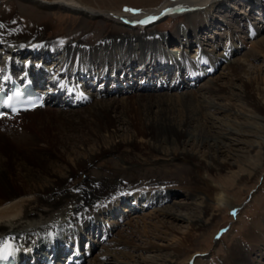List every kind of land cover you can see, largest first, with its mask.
I'll return each instance as SVG.
<instances>
[{
	"label": "bare ground",
	"instance_id": "1",
	"mask_svg": "<svg viewBox=\"0 0 264 264\" xmlns=\"http://www.w3.org/2000/svg\"><path fill=\"white\" fill-rule=\"evenodd\" d=\"M21 1L44 9L77 12L87 18L78 17L63 37L43 34L17 38L10 36L11 28L0 27L2 76L27 73L47 77L49 95L55 103L44 109L0 117V121L10 118L0 126V247L13 244L24 260H39L44 252L47 255L51 245L57 244L62 250L78 236L82 252L88 254L85 262L93 249L99 250L89 260L91 264H147L149 260L155 264H180L181 257L188 264L194 256L204 254L205 250L196 248L197 243L201 244L196 237L215 225L218 209H237L235 200L225 191L226 183L209 180V176L215 177L225 169L223 154L232 153L225 134L233 131L264 138V64L251 65L253 60L264 58V0H248V4L246 0H165L154 9L138 11L98 10L81 0ZM229 1L236 3L233 10L259 9L261 12L256 15L261 18L251 19L250 14L239 12L227 25L230 28L240 22L239 31L223 37L219 32L226 30L222 25L228 23L226 18L218 21L217 17L221 11L229 12ZM171 16L184 20L160 37L154 26ZM99 17L103 22L94 20ZM19 18L6 23L30 27L37 21H30L25 13ZM251 20H260L257 28L263 30H257ZM245 25H252L255 35ZM220 36L225 43L220 42ZM245 38L253 39V44L250 51L242 53V60L236 56L246 49ZM176 41L182 49L167 51L166 46ZM194 45L198 53L192 56L188 49ZM219 49L223 51L217 53ZM28 55L37 62L30 61ZM50 60L60 65L58 75L48 67ZM95 61L101 65L95 67ZM221 63L224 69L214 77ZM7 65L9 73H5ZM97 68L99 71L94 74ZM68 72L77 78L86 75L97 79V87L101 84L102 88L97 90L94 83H87L83 95L77 93L73 97L74 102L80 99L78 107L67 108L69 101L60 94L67 93L63 79L71 77ZM195 73H200V82L210 76L196 88L205 94L196 93L190 89V81L186 82L185 77ZM217 77L224 78L225 83L219 84ZM235 80H241V88L236 87ZM154 82L157 85H151ZM149 89L160 93H151ZM165 90L177 93L172 97ZM126 91L135 93L134 99L123 97L118 101L116 95ZM214 97H231L238 102L240 109L233 104L234 107L221 110L242 117L244 121L239 125L245 124L248 129L232 130V126L222 127L212 120L202 122L199 116L210 118L205 109L215 105ZM45 109L51 115L43 116ZM25 114L37 116L23 118L20 124L11 121ZM120 124L129 127L126 134H120ZM78 141L80 146L76 145ZM137 143L141 144L143 155L133 158L136 154H122L125 147L135 151ZM254 149L253 146V154L258 155ZM156 154L165 158L159 166L153 159ZM231 164L226 167L227 172L235 174L241 186L256 178L257 173L253 176L236 171ZM10 166L17 173H11ZM148 167H152L151 176L149 169L145 170ZM160 172L177 174L158 178ZM178 185L188 191L187 202L175 200L180 195L175 188ZM164 189L169 190L164 196L168 199L157 200L156 195ZM164 200L171 201L174 207L189 208L191 213L178 214L165 205L152 212L148 209L136 225L125 218L134 210L152 208ZM175 220L187 221L188 230L168 239L166 234L177 231ZM94 229H100L99 234ZM246 229L248 244H234L227 264H264V216ZM154 238L166 243H156ZM139 249L167 251L169 255L159 254L147 260L134 253Z\"/></svg>",
	"mask_w": 264,
	"mask_h": 264
},
{
	"label": "rangeland",
	"instance_id": "2",
	"mask_svg": "<svg viewBox=\"0 0 264 264\" xmlns=\"http://www.w3.org/2000/svg\"><path fill=\"white\" fill-rule=\"evenodd\" d=\"M47 1H53V0H47ZM81 1H83L84 3L90 4L92 7L96 8L98 10L101 9V10H112V11H126L125 9H131V10H136V11L147 10L150 8L154 9V7H158L165 2V0H81ZM243 2H241V3H243ZM248 3H249V1L246 0V4H248ZM228 5H230L229 12H226V11L222 12L221 11L219 16L217 17L218 21L221 20L222 18H226V22L228 23L226 25L223 23V25H222L223 29H226V28L227 29L221 30L219 32V33H222L223 37L228 35L227 33H230V32L234 33L236 31H239L237 25L239 26L240 22L235 23V25H233L234 27H230V28L227 27V25L228 26L231 25V23L234 21V17L236 16L237 13L239 14V12H244V13H246V15L250 14L249 18H251V19L261 18L260 16L256 15V14H259V12H261L259 9H256L257 11L255 9H254L255 11L254 10L251 11V9L249 7L247 9L242 8L240 10H236L237 9L236 8L235 10H233V7L236 6V3H234L233 1H229ZM237 5L239 6V8H241V6H242L241 4H237ZM38 8L40 10H38ZM23 12L28 15V18L30 19V21H32V22L34 20H37V21L34 22L33 25H31L30 27L29 26L24 27L23 26L24 24L22 25V23L19 25L16 23H13V25H8L9 23H6V21L9 19L20 20L19 16L21 14L23 15L24 14ZM246 15L242 14L243 18ZM78 17L87 18L83 14H79L77 12H73V11H69V10L65 11V10H62L59 8L44 9V8H41L40 6L35 5V4L33 5V4H28L26 2H22L21 0H0V21H1L0 24L2 25L3 29H6L7 27L11 28V32H10L11 35L10 36H12V37L17 36V38H18V37L23 36V35H25L26 37L44 36L43 34H45L47 37L48 36H50V37H53V36L63 37L67 33L70 32L71 29L69 28V26H72ZM94 20L99 21V22H103V19L100 17L94 18ZM183 20H184V18H180V20H178V19H174L172 16L167 17V18H163V19L159 20V22H157L156 25L154 26L156 28V33L159 34V36L161 37L165 33V31L174 30L178 25L181 24V22ZM240 21L245 23V21H243V20H240ZM259 21L260 20H251V23L254 24V27H256L257 30H259V29L263 30L262 29L263 27L257 28V22L259 23ZM60 24L62 25V27H59ZM262 24H264V23H262ZM55 26H57V27H55ZM259 26L261 27V25H259ZM245 27H246L245 28L246 30L250 29L251 33H254L253 35H255L256 31L252 27V25L251 26L249 25L248 27L245 25ZM47 29H48V31H47ZM246 30H244V31H246ZM45 32H47V33H45ZM210 34H211V32H210ZM238 34L239 35L241 34L242 36L245 35L241 32H239ZM237 36L238 35L235 34V37H237ZM223 37L220 36V39H221L220 42L222 44L226 42V40H224ZM248 37H250V35ZM225 38L230 39L229 37H225ZM179 41H176V43L174 42V43L166 46V50L167 51H171V50L173 51V49L175 50L176 48L182 49V44H179ZM244 42H245V48L246 49L243 50L240 54H238L236 56V58H240L242 60L245 59L244 54L247 51H250V47L253 44V39L245 38ZM188 50H189L188 54L192 55V56L198 53V48H196L195 45L190 47ZM0 51H1V49H0ZM221 51H223V50L219 49V50H217V53H219ZM242 53H244V54H242ZM83 62H85V61H83ZM263 62H264V58L260 57L259 59L253 60L251 65H252V67H254L256 65L259 66L261 64H264ZM57 64L58 63H56L55 60H50V63H48L49 68L57 69V73H55V75H58L60 73V65H57ZM94 64H95V67H97L98 65H101L100 61H95ZM220 67L221 68H219L218 72L215 75H213L214 77L219 75V72H222V70L224 69L223 68L224 63H222ZM96 70L99 71L98 69H96ZM262 72L264 73V70ZM68 75H71V74L68 72ZM199 75H200V73H198V74L195 73L194 75L186 76L185 78H186V80L188 79L186 82L190 81V89H192V90L196 91V93L200 94V93H204V92L197 91L198 89H196V88H198L199 85H202V83L205 82V80L209 79L210 76H209V78L205 79L203 82H200L198 80ZM218 78L219 77L215 78L216 79L215 81H217L219 84L225 83L226 80L224 78H221L220 80ZM191 80L193 82H191ZM234 82H235V85L237 88H241V80H235ZM196 83H197V86H195ZM153 84L157 85V83H155V82L152 83L151 85H153ZM122 85L123 84H121V86ZM98 87H97V85L94 84L95 89L99 90L100 88H98ZM103 87H104V85H103ZM146 87H148V86H146ZM150 87L151 86H149V88ZM247 87H249L248 89L250 90L251 84L248 85ZM101 88H102V86H101ZM110 88H113V84H111ZM237 88H236V92H238ZM149 90H151L150 91L151 93H155V94L160 93V92H154V89H149ZM165 91H167L166 92V94L168 93L167 95H171L172 97H175V95L177 93V92H175V90L172 92L168 91V90H165ZM112 95H113V93H112ZM135 95H136L135 93H130V92L126 91L125 93L117 94L116 98L119 101L123 97H125V98H128V100L132 101L134 99ZM213 100L215 102V105L205 109V112L210 113V118L208 115L199 116L200 119L202 120V122H208V121L211 122V120H212V122H218V124L222 125V127L232 126V128H230L232 130L240 129L241 131H244V130L248 129L245 124H244V127H241V125H239L240 122L244 121L242 119V117H239V116L237 117L236 115H234L232 113H228L226 111L221 110L223 107L224 108H232V107H234V106H232L233 104H236L237 105L236 108L240 109L241 107H240V104L238 102L235 103L231 97H228V99L227 98L225 99V98H215L214 97ZM64 110L68 112V110H66V109H64ZM42 115L43 116L51 115V111L45 109L42 111ZM36 116H37L36 114H25L22 117L17 118V119H13L11 121H14V123L20 124V122L23 118L29 119V118L36 117ZM9 119H10L9 117L4 118V120L2 119V121H0L1 122L0 126L5 120L8 121ZM75 119L78 120V117H75ZM120 127H121L120 134H126L127 131H129V127L126 124H120ZM225 135L226 136L228 135L227 138L225 139V142L227 143L226 144L227 146H232V148H233L232 153H230V155H228V156L223 154V156H222L223 160L222 161H225V162H223L225 169H223V171H220L219 174H215V177L209 176V180H210V182L215 183V184H219V182H223V183L225 182L226 183V185H225L226 187L224 186L226 188L225 191H228V197L230 199L235 200V202L237 204V209H236V211H234V210H231L229 207H225V208L221 207V209L220 210L218 209V211H217L216 209H214L215 208L214 205L211 206L212 209L217 211L216 212V214H217L216 223L213 226L210 225L209 227H207L205 234L196 237V239L198 238V242L201 243V244L197 243L196 248L200 249V251L205 250V253L200 254V255L198 254V255L194 256V258L192 260H190L188 264H227L226 260L229 258L230 249L232 248V246L234 244L238 243L242 246L248 244V238L245 235V232H247V229H246L247 226H249V227L252 226L253 222L257 218H259L260 216H264V138H260V137L254 138L253 136H249V135H240V134L235 133L233 131L232 132L229 131ZM251 141H253V142H251ZM257 142H258V144H257ZM89 144L93 145V143L92 144L89 143ZM138 144L139 143H137V145H136L135 151L131 150L130 148L125 147L126 150L122 151L123 152L122 154H124L125 156H130V157L131 156L133 157V155L136 154L133 158H137L139 155H143L144 150L142 149L141 144H139V145ZM76 145L80 146L81 143H79V141H78L76 143ZM139 146H140V148H139ZM253 146L256 147V149H254V151L257 150L258 155L253 154V153H255L252 151ZM202 149L206 150V147H204ZM69 155H72V154H69ZM156 155L157 156H154L153 159L156 162V165L159 166V165H161V163H163L162 161L165 158H164V156H162L163 154H156ZM108 158L109 159H115V158H112V156H108ZM118 160H120V159H118ZM49 161H52V160H49ZM38 163L39 162H35L34 164L39 165L40 163L39 164ZM229 163L230 164L232 163L231 165H232L233 169L235 168L236 171L239 170L242 173L247 172V174L248 173L253 174V176L255 173H257L256 178L252 180L253 182L246 183V184L241 186V184H239V182L235 179V177H234L235 174H234V176H232L227 172L226 167H229V165H228ZM10 167H11L10 170L12 171L11 173H17V169H15L13 166H10ZM145 170L146 171L148 170L147 172H149V173L151 172V174L147 173L146 171H143L144 174H149L150 176L152 175V167L145 168ZM178 171H179V169L176 172H178ZM176 174L177 173H175L173 175L172 174L166 175V174L160 172L158 174V178H160V177L165 178L167 176L168 177H175ZM175 188L178 189V192L180 194L179 196H177L175 198V200L181 201L183 203L187 202L188 200L185 199V197L187 196L188 191L185 188H183L181 185H178ZM166 193L169 194V190L164 189L160 194L156 195L157 196L156 199L158 198L157 200L161 201L163 198H165L167 200L168 196L164 197ZM141 200H143V199H141ZM166 200H164V202ZM195 201L196 200H194L193 202H195ZM144 202H146V200ZM163 203L158 205V206L157 205L154 207L152 206V208L151 207H149V208L144 207V209L139 210V211L134 210V211L128 213L129 215L128 216L126 215L125 218L127 220H132V222L136 225L137 223H135V222H137V221L141 222V219L139 217H142L145 213H147V211L148 212H149V210L154 211L157 207L163 208L165 205H168V207L170 206V209H173L178 214H184V215L189 216V213H191L190 212L191 209H189V208L183 209V208H179L178 206L174 207L173 204L171 205V203H172L171 201H169L168 203L165 202V204H163ZM175 224L178 225V226L174 227L175 230H177V231L176 232L174 231L172 233L169 232L168 234L165 235L166 238L170 239V238H172L171 236L174 235L175 233L179 235L181 233H185L188 230V228H187L188 222L185 220L184 221L175 220ZM99 231H100V229H99ZM112 237H113V235L108 240L110 241V239ZM154 241L156 243H159V244L166 243L164 241H160L159 239L157 240L156 238H154ZM140 242L142 244H144L142 241H140ZM98 253H99V250L97 248L93 249L92 255H90V257L88 258V260H86V262L84 264H91V263H89V260L92 259ZM134 253L136 255H142L147 260H149L153 256L159 255V254H162L163 256L169 255V253L167 251H161L160 252V250L152 251V250H143V249L136 250ZM185 259L186 258L181 257L179 259V263L180 264H187V261ZM128 260L131 261V259H128ZM150 261L151 260H149V262L147 264H155V263L150 262ZM159 263L162 264V261H159ZM108 264H119V263H117V262L111 263L110 262ZM140 264H144V263H140Z\"/></svg>",
	"mask_w": 264,
	"mask_h": 264
},
{
	"label": "snow or ice",
	"instance_id": "3",
	"mask_svg": "<svg viewBox=\"0 0 264 264\" xmlns=\"http://www.w3.org/2000/svg\"><path fill=\"white\" fill-rule=\"evenodd\" d=\"M126 11H136V10H131V9H125ZM147 21H141V23H146ZM2 27V25H0Z\"/></svg>",
	"mask_w": 264,
	"mask_h": 264
}]
</instances>
